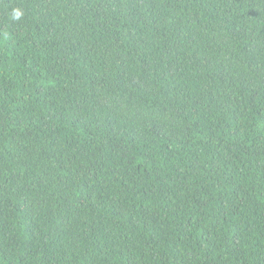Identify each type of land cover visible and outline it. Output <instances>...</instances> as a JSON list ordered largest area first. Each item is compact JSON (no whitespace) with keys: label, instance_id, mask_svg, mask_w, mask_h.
I'll list each match as a JSON object with an SVG mask.
<instances>
[{"label":"trees","instance_id":"1","mask_svg":"<svg viewBox=\"0 0 264 264\" xmlns=\"http://www.w3.org/2000/svg\"><path fill=\"white\" fill-rule=\"evenodd\" d=\"M0 264H264V0H0Z\"/></svg>","mask_w":264,"mask_h":264}]
</instances>
